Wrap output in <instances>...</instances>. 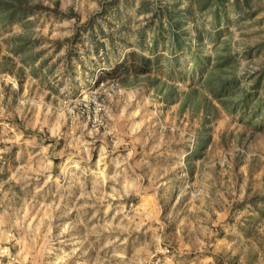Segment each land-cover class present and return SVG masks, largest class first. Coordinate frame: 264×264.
I'll return each instance as SVG.
<instances>
[{
  "label": "rangeland",
  "instance_id": "rangeland-1",
  "mask_svg": "<svg viewBox=\"0 0 264 264\" xmlns=\"http://www.w3.org/2000/svg\"><path fill=\"white\" fill-rule=\"evenodd\" d=\"M0 264H264V0H0Z\"/></svg>",
  "mask_w": 264,
  "mask_h": 264
},
{
  "label": "trees",
  "instance_id": "trees-1",
  "mask_svg": "<svg viewBox=\"0 0 264 264\" xmlns=\"http://www.w3.org/2000/svg\"><path fill=\"white\" fill-rule=\"evenodd\" d=\"M13 1H14V2H18V0H13ZM21 4H22V2H20V5H21ZM146 63H147V62H146ZM116 69H117V68L114 69V72L116 71ZM146 70H147V68L144 67V68H143L142 70H140V71H143V72H144V71H146Z\"/></svg>",
  "mask_w": 264,
  "mask_h": 264
}]
</instances>
